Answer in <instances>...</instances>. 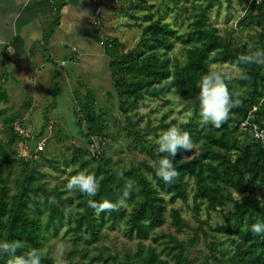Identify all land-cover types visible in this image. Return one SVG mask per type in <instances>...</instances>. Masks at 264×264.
<instances>
[{
	"label": "trees",
	"instance_id": "1",
	"mask_svg": "<svg viewBox=\"0 0 264 264\" xmlns=\"http://www.w3.org/2000/svg\"><path fill=\"white\" fill-rule=\"evenodd\" d=\"M138 1L144 3L143 0ZM171 1L175 4L177 0ZM214 2L216 0H194L192 13L188 18V31L180 33L175 26L162 22L161 18L154 20L152 15H147L145 21H148V25L142 30L141 38L133 49L126 50L122 43L111 38L103 40L104 53L110 59L108 70L120 111L126 113L129 109L137 108L144 99H159L170 93L181 96L194 107L196 116L188 123L178 126L190 133L195 148L177 152L173 164L179 175L174 182L170 185L164 183L156 176L155 167L144 162L135 167L131 166L128 170L111 165V161L102 151L98 158H90L91 161L99 163V171L106 168L98 180L97 196L88 197L74 190L73 199L66 196L65 191L57 188L47 189L44 184L38 183L39 181L35 182L39 179L37 176L42 177L34 162L39 157L43 158V152H37L38 158L33 159L42 133L33 139H25L11 129L13 139L29 142V150L24 157L16 156L13 150L9 152L0 144V160L4 159L5 165L21 166V174L15 178L16 190L13 194L9 195L5 181L0 180V240H20L26 247L42 250L44 240L49 239L45 235L47 229L56 228L55 222L62 220L64 208L75 200L77 219L69 226L68 231L76 242L83 245L84 250L82 249L79 255L80 261L70 264H188L186 254L198 244L200 235L206 241L209 240L207 229L237 238L233 254L228 258L230 263L264 264V234L256 235L251 232L253 223L264 220V208L260 207V200L264 199V147L255 141L251 130L241 132L239 129L240 123L247 119L253 106L257 109L251 113L253 117L249 122L264 129V65L237 63L241 54L264 49V0H239L244 5L239 27L254 23L261 28L258 42L260 47L252 49L245 45H234L231 35L227 39H221L217 28L208 24V11ZM140 7L142 8L138 6ZM176 44L186 48L183 61L170 55ZM210 65H227L239 70L237 76L230 74L232 79L228 87L231 92L240 93L242 103L231 110L230 119L220 128L210 123L202 125L198 115L200 105L197 99V83L209 70ZM53 90L55 92L58 89L55 87ZM7 97V93L0 88V102L5 101ZM77 102L82 118H78L79 130L74 133L81 132V123L84 121L86 132L80 134L87 143L92 137H110L106 121L95 110V96L90 88H87L86 94L77 98ZM30 104L31 98H28L24 107L28 109ZM74 113L76 114V107ZM11 117L8 122H12ZM173 125L177 124L161 123L159 129L166 131ZM42 129L46 130V124ZM125 130L127 136L132 137L133 144L145 143L146 132L139 134L130 128ZM240 136L245 140L239 139ZM157 148L156 144L146 152L155 162L165 155L158 153ZM78 152L80 150H77L76 154ZM53 168L60 170L57 166ZM116 170L124 173L123 179L118 178ZM143 171L151 174L150 180ZM77 172H72L71 175ZM192 179L193 201H200L209 212L222 210L226 204L232 203L234 222L232 225L221 223L212 226L208 221H199L197 228H192L182 218L178 209L170 208L168 216L171 226L178 233L193 234L192 238L184 243L177 237L160 233L158 230L166 222L167 205L178 200L186 201L188 181ZM128 180L134 184V191L128 200L129 208L103 212L97 216L88 201L99 202L108 199L115 202ZM233 192L245 196L243 202H236L232 197ZM38 197L42 198V201H39ZM49 197H54L56 203L49 204ZM30 204L33 206V213ZM195 206L198 211L200 205ZM44 212L47 213L45 220L42 219ZM106 223L123 224L124 236L138 241L136 250L122 255L92 251L90 254L88 248H94L100 241L101 231ZM207 252L208 255L202 264H225L218 257L225 254L217 252L215 242L208 243ZM6 261L7 255H0V264H6ZM42 264H52L51 257L43 251Z\"/></svg>",
	"mask_w": 264,
	"mask_h": 264
},
{
	"label": "rangeland",
	"instance_id": "2",
	"mask_svg": "<svg viewBox=\"0 0 264 264\" xmlns=\"http://www.w3.org/2000/svg\"><path fill=\"white\" fill-rule=\"evenodd\" d=\"M143 2L130 3L127 1H118L117 5L107 6L104 8V13L101 10L102 22L100 29L103 30V39L111 38L122 43L126 50L133 49L141 38L142 30L148 25L145 21L147 15H152L154 20L162 19L171 26H175L181 32L188 31V18L192 13L194 0H177L174 4L171 0H143ZM142 6V8H138ZM244 13V5L239 0H216L211 9L208 11V24L217 28L221 39L232 36L234 45H245L249 49L259 48V34L261 28L257 24H245L239 27V20ZM254 14V18H255ZM255 22V20H253ZM101 34V33H100ZM72 48V46H69ZM102 55H105L103 46ZM69 49V48H68ZM185 47L176 44L171 57L177 58L180 61L184 59ZM75 50V49H74ZM78 53V52H75ZM54 61L60 68V56H54ZM100 62L94 60L96 67L94 71H87L81 66V62L74 65L66 64V72L58 73L59 77L52 80V74L48 75L45 81H36L35 87L28 83L3 82L0 80V88L7 93L8 97L5 101L0 102V144L7 148V151L12 150L16 156L24 157L28 153L29 142L18 141L11 136L13 132L22 136L25 139H33L41 134L39 142H44L43 158L33 155L35 161L34 166L42 175L37 176L39 179L35 182L42 183L47 189L57 188L65 191L66 196L75 198L73 191L66 188L68 179L72 172H77L80 169L87 170L89 174H93L97 182L103 176L104 170L99 171L98 162L91 161L90 158H98L99 154L104 151L106 158H109L111 165H117L125 170L131 166H138L141 163L149 165L155 164V161L150 158L146 152L156 145L155 141L164 129H159L161 123L175 122L177 125L188 123L193 117L194 107L185 102L184 99L174 93L159 98V99H144L139 103L137 108L129 109L126 113L120 111L117 95L113 89V83L110 79L108 70L109 58L105 56L99 58ZM75 66L73 69L71 67ZM71 68V69H70ZM210 68L226 69L232 76H237L239 70L236 67L227 65H210ZM43 69V68H42ZM30 70H33L32 68ZM33 78V77H32ZM42 79V78H39ZM44 80V79H43ZM40 81V82H39ZM57 87L54 92L53 88ZM90 88L95 96V110L103 116L106 121V126L110 137L104 139L101 143V148L95 149L93 154L92 144L97 145L99 138L92 137L87 143L80 133L86 132V123L82 121L81 132L74 133L79 130L78 118L81 119L80 105L77 98L82 97ZM55 94V96H54ZM31 98V104L26 109L25 103ZM76 107V114L74 108ZM199 119L201 120L200 113ZM12 116V122H8V118ZM46 124V130L42 129ZM125 128H130L139 134L144 132L147 135L144 137L145 143L135 145L132 143V137L127 136ZM241 140L245 138L241 137ZM108 146H105V144ZM80 150V152H77ZM197 152V151H196ZM0 160V180L5 181L8 193L13 194L16 190L15 178L21 174V166L5 165ZM57 166L60 170L53 167ZM72 171L69 172L68 170ZM110 169V167H107ZM144 174L151 179V174L143 171ZM187 189V199L185 202L176 201L167 205L166 222L158 232L170 234L178 238L179 241L187 243L192 238V232L178 233L172 226L168 216L169 209H178L182 218L190 227L197 228L199 221H208L210 225H220L221 223L233 224L234 205L226 204L219 211L209 212L200 201L194 202L192 197L194 194V181L189 180ZM65 196V195H64ZM232 197L236 202H243L245 196L232 193ZM241 197V199H240ZM42 201V198H37ZM77 201L73 200V204L67 205L73 208V212L68 216H63L61 221H56V228L50 227L45 235L49 238L44 240L42 251L49 257L52 256L54 248L57 244L62 243L66 249V258L71 262L80 261V253L84 250L81 243L76 242L75 238L68 231L69 226L73 225L78 211L76 207ZM195 204H199V210L196 211ZM31 212L33 213V206ZM44 210L43 207H41ZM47 213H43L42 219L45 220ZM106 225V226H105ZM102 229V237L94 246L88 250L96 253H106L112 255H122L125 252H134L138 241L136 239H128L124 236V225H111L106 223ZM208 241L200 235V240L197 245L190 248L186 254L188 264H202L207 257V245L209 242L217 244V252L224 253V256L219 255V259L225 264H232L228 258L233 254V248L238 240L234 236L224 235L216 232H211L207 229ZM147 245V242L145 243ZM218 255V254H217ZM210 264H215L211 262Z\"/></svg>",
	"mask_w": 264,
	"mask_h": 264
},
{
	"label": "crops",
	"instance_id": "3",
	"mask_svg": "<svg viewBox=\"0 0 264 264\" xmlns=\"http://www.w3.org/2000/svg\"><path fill=\"white\" fill-rule=\"evenodd\" d=\"M115 5L106 2L101 10ZM102 33L93 25L91 0H0V80L26 84L28 79L33 88L51 74L53 82L77 62L94 71V60L105 56Z\"/></svg>",
	"mask_w": 264,
	"mask_h": 264
},
{
	"label": "clouds",
	"instance_id": "4",
	"mask_svg": "<svg viewBox=\"0 0 264 264\" xmlns=\"http://www.w3.org/2000/svg\"><path fill=\"white\" fill-rule=\"evenodd\" d=\"M237 63L264 65V49L250 50L248 54H241L237 58ZM231 79L232 77L228 70L215 68H210L199 79L197 83L199 88L197 99L200 105L202 125L210 123L214 127L220 128L230 119L231 110L241 105L240 93L229 90L228 84ZM261 135V133L257 132L256 138L260 139ZM155 143L158 145L157 152L165 154L155 162V174L164 183L170 185L179 175L174 167L173 159L179 150H193L195 148L194 142L189 132L182 130L178 125H173L163 131ZM184 158L187 159L186 157ZM68 171L71 172L72 170L69 169ZM116 175L120 179L124 178V173L119 170H116ZM66 188L69 191L78 190L88 197H95L98 194L99 185L93 174L83 170L70 176ZM133 191L134 184L128 180L124 184L121 195L115 202L103 199L99 202L89 200L88 203L95 210L97 216L103 212L127 210L129 208L128 200L131 198ZM55 203V198L49 197V204ZM260 207L264 208V199L260 200ZM63 211L65 216H68L74 210L71 206H66ZM251 232L256 235L264 234V220L253 223ZM0 255H7L6 264H42V250L30 246L26 247L24 242L20 240H0ZM51 259L52 264H69L66 258V249L62 243L55 246Z\"/></svg>",
	"mask_w": 264,
	"mask_h": 264
},
{
	"label": "built area",
	"instance_id": "5",
	"mask_svg": "<svg viewBox=\"0 0 264 264\" xmlns=\"http://www.w3.org/2000/svg\"><path fill=\"white\" fill-rule=\"evenodd\" d=\"M109 1H113V2L127 1V2H130L132 4L138 2V0H91V3L93 5V25H94V27L98 28L100 26V24L102 22L101 6H102V4H105L106 2H109ZM250 1H252V0H250ZM258 1L259 0H256V2H258ZM256 109H257L256 106L252 107L251 111L249 112V115H248L247 119L243 120L240 123L239 129H240L241 132H247V131L251 130L252 136L255 139V141L259 142L264 147V129L259 127L257 124L249 122V120L253 117L251 115V113L256 111ZM257 132L262 134L260 139L256 138V133ZM93 142L94 141H92L90 144H91V148H93L92 150H94L93 151V154H94V153H96L95 149L101 148L100 146H101V143L102 144L104 143V139L103 138H99L97 145L92 144ZM43 145H44V142H39L38 143V145L36 147V153L43 151Z\"/></svg>",
	"mask_w": 264,
	"mask_h": 264
}]
</instances>
